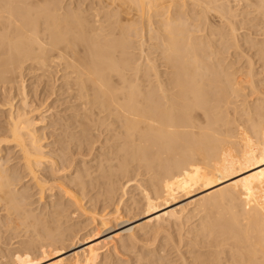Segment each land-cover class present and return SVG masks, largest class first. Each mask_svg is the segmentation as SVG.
<instances>
[{"label":"bare ground","instance_id":"1","mask_svg":"<svg viewBox=\"0 0 264 264\" xmlns=\"http://www.w3.org/2000/svg\"><path fill=\"white\" fill-rule=\"evenodd\" d=\"M113 1L116 3H113L114 8L106 10L103 15L101 13V16L97 12L91 14L95 7L89 6L88 9L72 7V11H62L65 8L59 0H0V88L2 93H7L5 90L10 88L11 91L19 88L18 96L20 94L18 106L16 95L11 93L4 102L8 104L5 107L9 108V121L3 137L0 136V207L4 209L0 212L7 215L2 218L0 213V223L5 225L11 221L9 225L14 222V227L23 224V229L29 226L33 232L31 236L30 228L23 231L18 226L16 229L19 231H11L15 229L13 226L0 224L3 229L6 227L3 230L6 234L10 227L9 233L13 235L22 231L29 233L27 238L32 237L30 241L27 239L29 243H22L26 239L20 232L23 241L14 235L19 239L14 244L16 238L8 233L11 237L6 236L14 239L12 242L9 240L10 245L14 244L12 247L1 229L5 242L1 238L3 236L1 240L12 247H4L5 251L13 252L18 244H23V247L25 244V248L18 246L24 250L17 248L11 258L5 254L12 255V252L4 251L5 254H0V264H37L34 262L40 261L41 256L36 260L39 255L50 256L55 251H61L55 254V258L56 255L60 258L47 264H103L101 254L106 244L115 246L119 239L125 253H128L139 240L142 241L143 235L147 234L148 240L150 235L154 238L159 234V219L164 215L175 221L181 219L182 223L184 218L188 221L198 216L199 219L197 226L195 223L189 227H192L190 230L187 228L189 231L186 229L187 235L193 238L191 242L187 240V250H182L186 243L182 248L175 245L178 241L174 235L169 236V232L166 240H163L165 237L160 239L163 246H159L160 249L164 248L169 237L173 239L175 264L196 261L197 264H264V0ZM95 6L97 8V4ZM168 6V10L159 12ZM128 7H136L141 12L139 17L136 15L139 19L123 17ZM151 10L162 15L158 29L152 26L150 17L149 21L145 20L149 22L148 31L157 41L154 48L161 55L157 54V58L169 66L164 73L160 72L156 59L150 57L151 53L146 54L143 44L138 45L140 56H136L137 51L133 53L131 51L134 50L129 49L134 44L132 46L128 39L143 35L146 25L143 14ZM218 40L223 50L217 49L215 41ZM233 45L238 51L226 62L228 57L221 55ZM26 69H41V74L55 73L54 79H50H61L62 83L57 92L69 93L71 96L66 99L70 98L72 103L76 101V104H71L73 112L66 116L64 125H60L65 134H70L80 144H87L88 136H93L97 130L109 134L106 140L109 153L99 155V163L87 164L89 166L85 170L74 169L69 173L74 175L68 177L70 180L67 178V182L65 179L64 182L53 179V174H58L63 168L71 167L72 170V166L69 162L68 166L57 165L55 158L47 156L41 131L37 129L40 121L35 116L40 109L32 107L29 91H26ZM49 92L55 93L54 90ZM49 92L45 93L44 89L43 93L49 96ZM240 96L243 101L239 104L236 98ZM59 139V142L65 141V135ZM10 146L18 148L23 170H26V176H30L28 179L37 188L41 199L47 193L54 196L52 190L57 183L56 186L50 185L49 177L62 182L57 186L60 195L48 199L45 206L38 205L37 201L35 203L38 204L32 206L28 200L31 195H27L26 188L18 189L16 180L20 181L21 177L16 178L15 169L8 167V159L3 160L4 150ZM47 161L51 162L52 176L40 172L44 171ZM70 162H74L73 158ZM134 164L137 169H134ZM134 170L140 172L139 179L135 178L137 175L127 177L129 172L136 173ZM119 175L128 178L121 182V192L115 183ZM96 180H99L100 187L104 186L101 188L104 192L102 201H109L102 203L104 207L107 203L108 206L110 203L116 205L112 212L105 210V214H93L99 216V221L95 227L93 220L89 222L92 232L80 235L76 230L69 235L73 223L68 222L77 213L74 210L69 212V209L73 206L77 208L75 210L89 211L80 194L91 192L89 190L95 188L92 184L96 185ZM129 181L139 188V196L131 197L132 204L136 206H126L124 213L123 196ZM28 205L43 207L41 210L38 207L37 212ZM189 205L191 208L188 209ZM92 208L94 210L95 206ZM185 211L189 215L181 218ZM130 213L136 221L135 227L125 220ZM67 216H71L70 221ZM124 234L128 235L127 239L123 238ZM151 237L150 240H155ZM68 238L71 243L67 246L64 242ZM99 238L103 239L95 241ZM156 239L159 243V238ZM35 243L34 249L38 250L41 245L40 254L32 250ZM148 245L144 244L146 248ZM109 246L105 247L106 250H110ZM30 251L39 255L33 253L34 258ZM154 252L148 253L150 256L147 257L141 256L143 253L140 252V257L137 254L135 257L143 258L148 264H163V254Z\"/></svg>","mask_w":264,"mask_h":264},{"label":"rangeland","instance_id":"2","mask_svg":"<svg viewBox=\"0 0 264 264\" xmlns=\"http://www.w3.org/2000/svg\"><path fill=\"white\" fill-rule=\"evenodd\" d=\"M60 1V3H61V5L62 6H64V10H62V11H69L72 7H73V9H78V8H80V7H87V9H88V6L89 7H95L96 8V4H97V8L95 9V8H93V9H91L92 11H90L91 12V14H95L96 12L97 13H99L100 15H101V13H102V15H103V13H105V11L107 10H112L114 7L113 6H115L116 5V3L113 1V0H59ZM105 1V2H104ZM97 2V3H96ZM100 2H104V4H102V5H99V3ZM117 2V1H116ZM96 3V4H95ZM113 3L115 4V5H113ZM91 4H92V6H91ZM101 4V3H100ZM72 5V6H71ZM83 5V6H82ZM94 5V6H93ZM98 5L100 6L99 8H98ZM108 5H110V6H108ZM168 5H170V3H168ZM171 5H172V3H171ZM108 6V7H107ZM76 7H78V8H76ZM107 8V9H106ZM109 8V9H108ZM129 8V9H128ZM128 8H125L126 10L125 11H127L126 12V14L124 13V15H123V13H122V15H123V17H129V18H136V19H139L138 17L140 16L139 14H141V12H138L137 11V9H136V7H132V9L130 8V7H128ZM134 8V9H133ZM128 9V10H127ZM169 9V6L168 7H166V8H163L161 11H159V12H164L165 10H168ZM135 10V11H134ZM70 11H72V9L70 10ZM128 12H129V14H128ZM159 12H155L154 10H151L149 13L147 12L146 14L144 13L143 15H145V16H143V18H144V20L146 19V20H150L151 19V23H152V21H153V27L156 29H158L159 28V26L160 25H158L159 23H160V19L162 18V17H160V16H162V15H160L159 14ZM99 14H98V16H99ZM138 14V15H137ZM149 14V15H148ZM159 14V15H158ZM101 15V16H102ZM131 17H130V16ZM136 15L138 16V17H136ZM101 16H99V17H101ZM149 17H150V19H149ZM160 17V18H159ZM159 19V20H158ZM126 20V19H125ZM145 20V21H146ZM158 21H159V23H158ZM123 23H125V22H123ZM144 23H146V25H145V27L143 28L144 30H143V35L142 36H140V38H139V36H137V35H134L131 39H128L129 40V42H130V44H132V46H133V44H134V46H133V48H130L129 47V49H130V51L131 50H134V51H131V52H133V53H136V51H137V53H136V56H140V55H138V54H140L139 52H140V47L138 46V45H141V44H143V46L144 47H142L145 51H146V54H150V57H154L153 59L155 60V61H157L158 63V65H159V70H161L160 72L161 73H164V72H166V69H167V71L169 70V66L168 65H166L165 63H163L162 62V60H159V59H161V58H157V57H161V55H159L160 53H158L159 52V50L157 51V49H156V47L154 48V46H155V44H157V41H156V39H154V35H152V34H150V32L148 31V23H147V21L146 22H144ZM201 23V22H200ZM139 25H141V24H139ZM157 26V27H156ZM146 28V29H145ZM148 28V29H147ZM146 31V32H145ZM151 36V37H150ZM143 37V38H142ZM142 38V39H141ZM137 39V40H136ZM142 40V43L140 42L141 40ZM152 39V40H151ZM146 42H145V41ZM154 41V42H153ZM231 42H232V38H231V40H230ZM144 42V43H143ZM215 45H216V47H219V48H217L218 50L221 48L222 49V46L220 45L221 44V41L220 40H218V41H215ZM219 43V44H218ZM218 44V45H217ZM232 44H235V43H232ZM135 45H137L138 46V48H137V50L135 49L136 47H135ZM151 45H153V46H151ZM221 47H220V46ZM131 46V45H130ZM146 46H148L147 48H146ZM146 48V49H145ZM152 49V50H151ZM213 49V48H212ZM211 49V50H212ZM223 50V49H222ZM151 51V52H150ZM153 51V52H152ZM236 51H238L237 50V48L235 47V45H233V47H231V49H229V51L225 54V53H223V55H221L222 57H228L227 58V60H226V62H228L229 61V58L231 57V55H233L231 58H234L235 57V55H234V53L236 52ZM159 56H158V55ZM153 55V56H152ZM156 56V57H155ZM143 58V57H142ZM230 58V59H231ZM158 59V60H157ZM165 64V65H164ZM160 65H161V67H160ZM166 66V67H165ZM168 67V68H167ZM27 71H25V73L27 72V74H25L24 73V75L26 76H24V79H25V85H26V91H29V102H30V104L32 103V107H34V106H37V107H39V111H38V114L36 115L35 114V116H37V120H39L40 122H38V124H37V129L39 130V132L41 133V135H40V133H39V135L42 137V143L44 144V149H46L47 148V150H45L46 151V153H47V156L49 157V155L52 157V158H55L56 159V163H57V165H66V166H68V165H70L71 164V166H72V170H71V167H70V169L69 168H63V169H61L60 171L61 172H58V174H57V176H55L56 174H53L52 173V166H51V162L49 163L48 161H47V163H44V165L46 166H42V167H45V169H44V171H43V169L42 170H40V172L42 173V174H50L51 176H52V174H53V179L55 180V179H60V180H63V179H65V182H67V180H70V178H68V177H71L72 178V176L74 175V173H72V174H69V173H71L72 171H74V169H78V170H80L81 171V169L82 170H85V168L86 167H88L90 164L92 165V164H97V163H99V160H100V158H99V155H100V157L102 156V155H104V154H107V152L109 153V148L107 147L108 146V142H106V140H107V137L109 136V134H106V133H100V131H96V133L93 135V136H88L89 137V139H88V141H87V144H80V142H78L73 136H71L70 134H65L66 133V131L65 130H63L62 129V126H60L62 123H64V121H66V118H68V117H66V116H70V114H71V112H73L71 109L73 108H71V104H73L72 103V101H71V99H70V101L68 102V100L69 99H66V98H68L69 96H71V95H69V93H68V95H67V93L65 92V94H66V96H64L63 94H61L62 93V91H61V93L59 94V92L60 91H58L57 92V90H59L60 88L59 87H61L62 85V83L60 82V80L58 81H54L53 79H54V77H53V75L55 74L54 72V74L53 75H51L52 74V72L50 73V72H46L45 74H41V72H42V70L41 69H38V70H32V71H30V70H28V69H26ZM163 71V72H162ZM34 73V74H33ZM37 76H36V75ZM40 76H39V75ZM50 74V75H49ZM42 75V76H41ZM44 75V76H43ZM34 76V77H33ZM50 76H52V77H50ZM31 77V78H30ZM39 77L40 78H42V79H40L39 80ZM50 78H53V79H50ZM36 79H38V81H40L39 83H38V81L36 80ZM46 79H48V80H46ZM50 80V81H49ZM36 81V82H35ZM45 81V82H44ZM53 81H54V83L55 84H53ZM63 83L65 82L64 80L62 81ZM61 83V84H60ZM36 84V86H34ZM43 84V85H42ZM28 85V86H27ZM54 85V86H53ZM56 85V86H55ZM1 86V85H0ZM13 86L15 87V86H17L16 84L14 85L13 84ZM49 86V87H48ZM53 88H52V87ZM51 87V88H50ZM18 88V87H17ZM11 89V88H10ZM9 89V90H10ZM19 89V88H18ZM18 89H14L13 88V90L11 91V92H9V90H5V91H7V93H2L3 91H1L2 89L0 88V99H2V100H0V105H2V106H0V107H2V108H0V136L1 137H3L2 135L5 133L4 131H6L7 130V128H8V121H9V118H8V116H9V108H7V107H5V105L6 106H8V104H5L4 102H6V100H7V95H9L10 93H11V95L13 94V95H16V99H15V101L17 102H15L14 101V103H16V106H18L19 104H20V101H19V97H20V94H19V96H18V92H19V90ZM44 89H45V93H47V92H49V91H55V93L53 94V92H49L51 95H49L48 96V94H45V93H43L44 92ZM36 90V91H35ZM43 90V91H42ZM47 90H49V91H47ZM47 91V92H46ZM13 92V93H12ZM21 92V91H20ZM32 92V93H31ZM34 92V93H33ZM32 95V96H31ZM36 95V96H35ZM48 97H47V96ZM59 95V96H58ZM62 95V96H61ZM35 96V97H34ZM40 96H41V98H40ZM47 98H46V97ZM52 96V97H51ZM30 97H32V98H30ZM58 98H59V100H58ZM56 99V100H55ZM236 99H238V103L240 104V103H242V101H243V97H238V98H236ZM3 101V102H2ZM19 101V102H18ZM34 102V103H33ZM46 102V103H45ZM53 102V103H52ZM66 102V103H65ZM236 102V103H237ZM60 103V104H59ZM53 104V105H52ZM74 104H76V101H75V103ZM4 105V106H3ZM51 106V107H50ZM58 106V107H57ZM69 106V107H68ZM74 106V105H73ZM242 106V105H241ZM4 107H5V109H4ZM47 108V109H46ZM54 108V109H53ZM50 109V110H49ZM44 110V111H43ZM53 110V111H52ZM55 110V111H54ZM56 110L58 111V112H56ZM64 110H66V111H64ZM68 110V111H67ZM70 110V111H69ZM48 111V112H47ZM64 111V112H63ZM53 113V114H52ZM5 114V115H4ZM56 114V115H55ZM59 115V116H58ZM39 116V117H38ZM44 118H43V117ZM46 117V118H45ZM56 117V118H55ZM60 117V118H59ZM63 117V118H62ZM53 118H54V120H53ZM41 119L43 120V121H41ZM62 122H61V121ZM69 120H70V118H69ZM51 121H53V122H51ZM68 121V120H67ZM42 122V123H41ZM47 122V123H46ZM60 122V123H59ZM44 123V124H43ZM50 123H51V125H50ZM47 125V126H46ZM53 125V126H52ZM62 125H64V124H62ZM6 127V128H5ZM43 127V128H42ZM46 127V128H45ZM45 128V129H44ZM60 130V131H59ZM59 131V132H58ZM44 132V133H43ZM64 132V133H63ZM99 132V133H98ZM42 133H43V135H42ZM44 134L46 135V136H44ZM100 134V135H99ZM52 135V136H51ZM65 135V141H61V142H59V138L61 137V136H64ZM68 135H70L69 137H68ZM73 135V134H72ZM76 135V134H75ZM58 136V137H57ZM67 136V137H66ZM102 136V137H101ZM104 136V137H103ZM105 136H106V138H105ZM69 138H71L70 140H69ZM72 138H74V140L72 139ZM68 139V140H67ZM62 140V139H61ZM98 142H97V141ZM94 141V142H93ZM97 143H96V142ZM76 142V143H75ZM89 142V143H88ZM102 142V143H101ZM104 142V143H103ZM65 143V144H64ZM68 143V144H67ZM92 143V144H91ZM99 143V144H98ZM53 144H54V146H53ZM56 144V145H55ZM64 144V145H63ZM67 144V145H66ZM94 144V145H93ZM96 144V145H95ZM87 147H86V146ZM64 146V147H63ZM80 146V147H79ZM82 146V147H81ZM97 146V147H96ZM55 147V148H54ZM76 147H78V148H76ZM63 148V149H62ZM69 148V149H68ZM83 148V150H81ZM85 148V149H84ZM93 148V149H92ZM108 148V149H107ZM10 149V150H9ZM16 149V150H15ZM76 149V150H75ZM105 149V150H104ZM6 150V151H5ZM5 150H4V158H3V160L5 161V159L7 160L8 159V167L9 168H14L15 169V172H14V175H15V177L16 178H18V177H21L20 178V181H19V179L18 180H16L17 181V186H18V189L19 190H24V188H26L25 190H26V193H27V195H31V197H29V201L30 202H32V206H34L33 204L35 203V201H37L35 204H38V205H40V204H42L43 206H45L48 202V199L50 200L52 197H56V196H59L60 195V193H58L60 190H58V189H60L59 187H57V186H59V185H61V183L62 182H64V180L61 182V183H58L59 182V180H56V181H58V182H55L52 178H50L49 177V180L51 181V184H50V181H49V184L50 185H55L56 183H57V188L55 187L54 188V190H52V191H54V192H52V193H54V196H50L47 192V194L46 195H44V197H43V199H41L38 195H39V193H38V190H37V188L36 187H34V184L32 183V181L30 180V179H28L29 177L28 176H26V175H28L27 173H26V170H23V169H25V168H23L24 166H23V163H22V161H21V154H20V152L18 151V148H16L15 146H10V147H7V148H5ZM8 150V151H7ZM49 150V151H48ZM65 150V151H64ZM101 152H100V151ZM107 150V151H106ZM61 151V152H60ZM82 151V152H81ZM90 151V152H89ZM106 151V152H105ZM6 152V153H5ZM12 152V153H11ZM64 152V153H63ZM69 152H71V153H69ZM81 152V153H80ZM84 152V153H83ZM68 153L70 154V155H68ZM78 153V154H77ZM89 153V154H88ZM103 153V154H102ZM74 156H73V155ZM8 155V156H7ZM57 155L59 156V157H57ZM71 156V157H70ZM81 156V157H80ZM96 156V157H95ZM19 157V158H18ZM51 157H49V158H51ZM92 159H91V158ZM71 158H73V161L74 162H70V159ZM85 158H87V159H85ZM94 158V159H93ZM78 159V160H77ZM13 160V161H12ZM62 160V161H61ZM97 160V161H96ZM67 162H69V163H67ZM97 162V163H96ZM17 163V164H16ZM21 163V164H20ZM11 164V165H10ZM48 164V165H47ZM73 164V165H72ZM87 164H89L88 166H87ZM47 166H51V167H47ZM65 166V167H66ZM134 167H135V164L133 165ZM132 166V167H133ZM82 167V168H81ZM133 167V168H134ZM19 168V169H18ZM80 168V169H79ZM84 168V169H83ZM21 169V170H20ZM134 169H137L136 167L134 168ZM18 170V171H17ZM68 170V172H66ZM71 170V171H70ZM70 171V172H69ZM131 171H133V169H131ZM135 171V170H134ZM137 171V170H136ZM135 171V172H136ZM139 171V170H138ZM52 173V174H51ZM137 173V172H136ZM136 173H130L129 172V176H127L128 178H132V177H135L136 175V177L135 178H138L139 179V175H138V173H140V172H138L137 174ZM25 176H24V175ZM62 175V176H61ZM72 175V176H71ZM23 177V178H22ZM117 177V176H116ZM126 176H122V177H120V175L118 176V180H116L117 182H115L116 184H117V186L119 187V192H121V188H122V186H123V183L124 182H126L127 181V179L125 178ZM142 176L140 175V178H141ZM145 177V176H144ZM68 178V179H67ZM22 179V180H21ZM28 179V180H27ZM67 179V180H66ZM116 179V178H115ZM102 180V179H101ZM140 180H142V179H140ZM30 181H31V183H30ZM97 182H94V183H97L96 185L95 184H92V185H94V189L92 190H89L90 189V187H88L89 189V191H91V192H88L87 194H86V192H85V194H80L81 196H80V198H83V204H85V206L86 207H88V212L87 213H85V212H83L82 210H80V209H78V210H75V209H77V208H75V207H71V209H69V212H73V210H74V212H77V213H74L73 214V217H75V218H71V221L69 220L70 219V217H68L67 216V218H68V220L70 221V222H68V223H70V224H72V226H71V228H69V230L70 229H72V231H69L70 233H69V235L71 234V233H74L76 230H77V233L78 234H80V235H82L83 233H86V231H88L89 233L90 232H92V227H90V226H92L93 225V227H95L96 226V223L99 221V216H93V214L95 215V213H96V215H102V214H105V213H107L109 210L112 212V210L114 209V206L116 205L115 203H114V205H111L112 203H110L109 204V206H108V203H109V201L107 200L106 202H108L107 203V207H106V205H105V207H104V205L103 204H106V202L105 201H102V199H103V191H102V189H104V186L103 185H101V186H103V187H100V183L98 182L99 180H96ZM147 181V180H146ZM52 182H53V184H52ZM55 182V183H54ZM121 182H123L122 184H121ZM30 183V184H29ZM25 184V185H24ZM59 184V185H58ZM98 184H99V186H98ZM101 184H103V182H101ZM128 186L126 187V189H125V195L123 196V200H124V206H122V210H124V209H126L127 207L126 206H128V207H135L136 206V204H132V198L131 197H138L139 196V192H138V190H139V188L135 185V184H132V181H129V182H127L126 183ZM19 185H20V187H19ZM16 186V187H17ZM32 188V189H31ZM102 188V189H101ZM97 189V190H96ZM99 190V191H98ZM28 191V192H27ZM58 191V192H57ZM97 191V192H96ZM49 192H51V191H49ZM103 192V193H102ZM58 193V194H57ZM96 193V194H95ZM92 194V195H91ZM120 195H121V193H119ZM123 194V193H122ZM49 195V196H48ZM119 195V196H120ZM46 196V197H45ZM62 196V195H61ZM99 196V197H98ZM104 197H105V194H104ZM117 197V196H116ZM32 198V199H31ZM62 198H64V200H65V202H67L68 201V199L67 198H65V197H62ZM89 198L91 199V198H93L92 199V201L90 200V201H87V200H89ZM127 198V199H126ZM129 198V199H128ZM41 199V201L39 202V200ZM43 200H45V201H43ZM63 200V201H64ZM67 200V201H66ZM115 200V199H114ZM126 200V201H125ZM98 201V202H97ZM99 201H102V202H99ZM29 202V203H30ZM97 202V203H96ZM105 202V203H104ZM112 202H114V201H112ZM130 204H129V203ZM103 203V204H102ZM126 203H128V204H126ZM30 205H31V203H30ZM30 205H28L29 206V208H31L30 207ZM38 205H35V207H37ZM41 205V206H42ZM130 205V206H129ZM41 206H38V207H40L39 209L41 210ZM42 206V207H43ZM95 206V208H94V210H92L93 208L92 207H94ZM102 206V207H101ZM37 207V208H38ZM111 207H113L112 209H111ZM32 208H34V207H32ZM37 208H34V210L36 209L37 210ZM98 208V209H97ZM109 208V209H108ZM189 208H191V205H189L188 206V209ZM0 209H3V208H1L0 207ZM35 210V211H36ZM39 210V211H40ZM105 210H107V212H105ZM1 211V210H0ZM3 211H4V209H3ZM0 212V213H2V215H1V217L3 216V215H5V214H3L4 212ZM91 211V212H90ZM97 211H98V213H97ZM109 211V212H110ZM161 211H163V210H161ZM37 212H38V210H37ZM92 213L91 215H90V213ZM94 212V213H93ZM68 213V212H67ZM82 214V215H80V214ZM124 213H126L125 212V210H124ZM85 214V215H84ZM7 215V214H6ZM6 215L5 216H3V217H6ZM69 215V214H68ZM75 215V216H74ZM189 215V213L187 212V211H185L184 213H183V215L181 216V218L184 216H188ZM84 216V217H83ZM131 216H132V213H130L129 215H127V217L125 218V220L126 221H128V223L132 226V227H135V219L133 218H131ZM140 216H142V215H140ZM143 216H144V214H143ZM2 217V218H3ZM96 217H98V218H96ZM178 217V216H177ZM198 216H195V217H193V218H191V219H189L188 221H186L185 220V218H184V224L182 223V222H180V220L181 219H177L176 221L173 219V218H171V217H169L168 215H164V216H162L159 220H160V227H159V231L161 232V234H160V232H159V234L156 236L155 234V236H156V238H159V243H158V240L155 238V236H154V238H155V240H150L149 238L151 237V235L148 237V240H147V234L146 235H143V237L141 238V240L142 241H138V243L136 244V245H134L132 248H131V250H135L134 252L133 251H131V250H129L128 251V253L126 252L125 253V251H126V249H125V251H124V248H122V242H120V240L118 239V238H116V240L118 241V242H116L115 243V246L116 247H118V248H116L115 246H114V244L112 243V245H108V244H106L105 245V247L106 246H109L110 247V250H106L107 248H103V252H102V254H101V258H102V262H103V264L105 263V264H111V262H112V260H113V262H112V264H118V262L119 263H121V264H146L147 262H145V261H143L144 259L143 258H141V260L143 261H141L139 258H137V257H135V254H141V253H143L141 256H145L146 255V257H147V255H148V253H150V255H151V253L152 254H154L155 252L154 251H156V252H158L159 253V255L161 254L164 258V261H162V263L163 264H168V263H170V264H175L174 262H173V256L175 255V253L173 254V251H175L174 250V248H173V242H172V238H170L169 237V239H167V242H165V241H163L164 239L166 240V238H167V235L170 233V235L169 236H172L173 237V235H174V239L176 240V241H178V244L177 243H175V245H177V246H181V248H182V246L183 245H185V243L187 242V240H188V242H191V240L190 239H193V238H190L188 235H187V230L189 229V227L190 226H192V225H194L195 223H196V226H197V223H199V219L197 218ZM89 218H91V220L89 219ZM190 218V217H189ZM5 219V218H4ZM9 219V218H8ZM74 219L77 221H74ZM87 219V220H86ZM95 219V220H94ZM98 219V220H97ZM67 220V221H68ZM73 220V221H72ZM80 220V221H79ZM82 220V221H81ZM93 220V221H92ZM134 220V222H132ZM137 220V219H136ZM90 221H92L93 223H92V225L90 224V226L88 225L89 224V222ZM11 222V221H10ZM9 222V224H11ZM75 222V223H74ZM194 222V223H193ZM5 223V222H4ZM67 223V224H68ZM134 223V224H133ZM171 223H173V225L171 224ZM0 224H2V223H0ZM8 223L6 224L5 223V225H9ZM67 224H66V226H67ZM2 225H4V224H2ZM2 225H0V230L2 229V232H4L3 230H5V228L3 229L1 226ZM4 225V226H5ZM14 225H16L14 222H13V227H14ZM21 225H23V224H20V225H18L17 224V226H15L14 228L15 229H11L10 227H12L11 225H9L10 227H9V231H10V229H11V231L12 230H18L19 231V229H16L18 226L20 227ZM25 225V224H24ZM83 225V226H82ZM95 225V226H94ZM65 225H64V227H66ZM69 226V227H70ZM79 226H81V227H79ZM90 228H89V227ZM27 227V229H29L30 227L29 226H26ZM26 227H24V228H26ZM83 227L85 228L84 230H83ZM194 227V226H193ZM82 228V229H81ZM181 228V229H180ZM188 228V229H187ZM192 228V227H191ZM190 228V229H191ZM21 230L23 229V226H21V228H20ZM27 229H23V231L25 230V231H27ZM31 229L32 228H30V230H28V232L29 231H31ZM86 229H88V230H86ZM187 229V230H186ZM189 229V230H190ZM81 230V231H80ZM188 230V231H189ZM7 231H8V229H7ZM9 231L7 232V234L5 233H1L0 232V237L1 236H3V237H1L2 238V240H4V242H5V237H7L6 235H8V233H9ZM67 232H68V230H66ZM79 231V232H78ZM16 231H13V233H15ZM20 232H21V234L22 233H24V234H22L21 236H23V239H26V241L24 240V242H22L23 240H22V238L20 237ZM19 233H18V235H16V233L14 234L15 236H17L18 238H21L20 240H21V242L22 243H29V241L32 239V235H33V232L31 231V236H30V238H29V236H28V238L26 237V234L28 233V232H26V234H25V232H22V231H20ZM127 232V231H126ZM169 232V233H168ZM179 232H180V234H179ZM12 233V232H11ZM11 233H9V235L11 234ZM28 233V234H29ZM66 233V232H65ZM2 234H4L5 235V237H4V235H2ZM67 234V233H66ZM150 234V233H149ZM148 234V235H149ZM8 235V237H11V236H14L13 234H11V236H9ZM68 235V234H67ZM73 235V234H72ZM14 236V238H16V242L15 241H13L14 239H12V240H10L11 238H8L7 237V240H8V243H9V240L12 242H14V244H16L17 243V241L19 240V239H17V237H15ZM86 236H88V235H86ZM153 236V235H152ZM159 236V237H158ZM183 238H181V237ZM188 236V237H187ZM34 237H36V236H34ZM127 237H128V235L126 234H124V239H127ZM162 237H165V238H163V242H165V245H164V248H161V249H163L164 251L163 252H161L162 250L160 249V247L159 246H161V247H163L162 246V242L160 241V239H162ZM1 238H0V241H1V243H0V246L4 249L3 251H2V249L0 250V254L2 253H4V251H5V248L4 247H9V246H11L12 245V247H13V245L14 244H11L10 245V243H9V246L7 245V243L6 244H4L3 243V241L1 240ZM153 237H151V239H152ZM153 238V239H154ZM27 239H29V241L27 240ZM103 238H99V239H96L95 241H100V240H102ZM171 239V240H170ZM147 240V241H146ZM157 240V241H156ZM169 240V241H168ZM82 241H84V240H82ZM146 241V242H145ZM152 241V242H151ZM154 241H156V242H154ZM21 242H18V243H21ZM71 243V241L69 240V238L64 242V244L65 245H70V243ZM142 242H145L144 244H145V246H147L148 244L147 243H149V242H151V243H153L154 242V246H156V249L154 248V246L153 245H151L150 243H149V245H148V247L146 248L145 246H144V244L142 243ZM37 243H39V244H41V242H37ZM158 244V246H157V244ZM39 244H38V246H39ZM109 244H111V243H109ZM121 244V245H120ZM161 244V245H160ZM168 244V245H167ZM3 245H5V246H3ZM21 245H23V244H18L17 246H16V249L14 248V250H13V252L10 250V252L9 251H5V253L6 252H8V253H11L12 252V255H10V254H8V256H7V254H5L6 256L5 257H12L13 256V254L14 253H16L20 248V246ZM34 245V244H33ZM141 245V246H140ZM153 246V248H151V246ZM14 246V247H15ZM19 246V247H18ZM36 246V243H35V245H34V247L32 248V250L33 251H37L38 252V250H39V252H40V248H41V245L39 246V248H38V250L37 249H34V248H36L35 247ZM37 246V247H38ZM114 246V247H113ZM144 246V247H143ZM150 246V247H149ZM12 247H9V249L10 248H12ZM21 247H23V246H21ZM112 247V248H111ZM136 247H138V248H136ZM144 249H142V248ZM17 248H18V250H17ZM23 248H25V244H24V247ZM23 248H21L19 251H21ZM116 248V249H115ZM122 248V249H121ZM134 248V249H133ZM188 249V247H187V243H186V245L185 246H183V249L182 250H187ZM8 248L6 249V250H9ZM150 249V250H149ZM24 250V249H23ZM106 250V251H105ZM114 250V251H113ZM118 252H117V251ZM123 250V251H122ZM148 250V251H147ZM158 250H160V251H158ZM15 251V252H14ZM31 252L32 253V255H34L33 253H35V255L37 254L36 252ZM150 251H152V252H150ZM38 252V253H39ZM61 251H58L57 253H56V251H55V254H58V253H60ZM130 252H132V253H130ZM141 252V253H140ZM147 252V253H146ZM161 252V253H160ZM40 254V253H39ZM39 254H37V255H39ZM52 255H54L53 257H51L52 255H50V256H47V255H44L45 256V258H43L42 257V255H39L37 258H36V256L34 257V258H36V260H38L39 259V257L41 258L40 259V261H39V263H38V261L36 262H34V263H37V264H47V263H50V262H52V261H54V260H56L59 256H57L56 255V257L57 258H55V254H53V253H51ZM126 254V255H125ZM133 254V255H132ZM167 254H168V256H167ZM132 255V256H131ZM136 255V256H137ZM150 255H148V256H150ZM4 256V255H3ZM107 256H108V258H107ZM113 256V257H112ZM115 256V257H114ZM139 256V255H138ZM1 258H0V260L2 259V255L0 256ZM53 259H51V258ZM105 257V258H104ZM123 257V258H122ZM140 257V256H139ZM50 258V259H49ZM60 258V257H59ZM118 258V259H117ZM121 258V259H120ZM133 258V259H132ZM174 258H176V257H174ZM47 260V261H42L41 262V260ZM109 259V260H108ZM140 261H139V260ZM3 260H6V258L5 259H3ZM8 260V259H7ZM121 260V261H120ZM170 260V261H169ZM11 260H9L8 262H10ZM131 261V262H130ZM139 261V262H138ZM166 261V262H165ZM197 262V261H196ZM196 262H194V263H192V264H197ZM155 263H157V262H155ZM177 264L179 263V262H176ZM148 264V263H147Z\"/></svg>","mask_w":264,"mask_h":264}]
</instances>
